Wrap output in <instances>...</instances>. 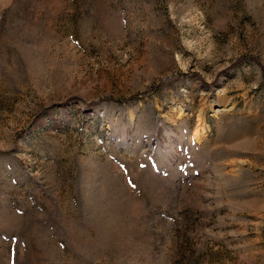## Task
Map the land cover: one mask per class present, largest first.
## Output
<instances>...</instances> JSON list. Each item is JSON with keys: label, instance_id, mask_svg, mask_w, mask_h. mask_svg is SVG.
I'll return each mask as SVG.
<instances>
[{"label": "rangeland", "instance_id": "1", "mask_svg": "<svg viewBox=\"0 0 264 264\" xmlns=\"http://www.w3.org/2000/svg\"><path fill=\"white\" fill-rule=\"evenodd\" d=\"M0 264H264V0H0Z\"/></svg>", "mask_w": 264, "mask_h": 264}]
</instances>
